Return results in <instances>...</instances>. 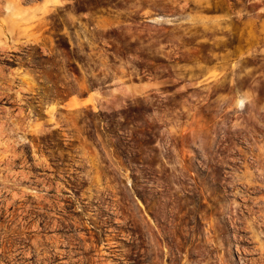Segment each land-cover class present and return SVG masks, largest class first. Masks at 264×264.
Here are the masks:
<instances>
[{
	"label": "rangeland",
	"instance_id": "374dc122",
	"mask_svg": "<svg viewBox=\"0 0 264 264\" xmlns=\"http://www.w3.org/2000/svg\"><path fill=\"white\" fill-rule=\"evenodd\" d=\"M261 248L264 0H0V264H264Z\"/></svg>",
	"mask_w": 264,
	"mask_h": 264
},
{
	"label": "trees",
	"instance_id": "16d2710c",
	"mask_svg": "<svg viewBox=\"0 0 264 264\" xmlns=\"http://www.w3.org/2000/svg\"><path fill=\"white\" fill-rule=\"evenodd\" d=\"M118 114H123L125 117V121L136 124L137 119L134 117L137 114V109L130 104L127 105L126 111L120 112ZM116 118V117H115ZM107 122V128L110 134L113 136L117 135V130L119 128H123L124 130H127V127L129 125H114V118L112 119L106 118ZM133 129L131 130L130 136H122L124 139L122 143L123 151H122V157L124 158V164L126 166H133L136 168H139L142 164L140 161V150H138V147H136L138 144H141L143 137L145 136V132L142 130V127L138 125H132ZM132 145V146H131Z\"/></svg>",
	"mask_w": 264,
	"mask_h": 264
},
{
	"label": "bare ground",
	"instance_id": "6f19581e",
	"mask_svg": "<svg viewBox=\"0 0 264 264\" xmlns=\"http://www.w3.org/2000/svg\"><path fill=\"white\" fill-rule=\"evenodd\" d=\"M261 250H263V255H264V248H261Z\"/></svg>",
	"mask_w": 264,
	"mask_h": 264
}]
</instances>
